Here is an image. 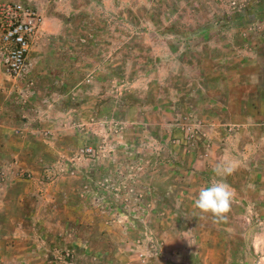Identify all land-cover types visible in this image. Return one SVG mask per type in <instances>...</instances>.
Returning a JSON list of instances; mask_svg holds the SVG:
<instances>
[{
    "label": "rangeland",
    "instance_id": "1",
    "mask_svg": "<svg viewBox=\"0 0 264 264\" xmlns=\"http://www.w3.org/2000/svg\"><path fill=\"white\" fill-rule=\"evenodd\" d=\"M4 3L42 16L27 75L0 77L15 107L38 98L43 128L0 175L15 176L0 235L37 238L5 263L264 264V0ZM34 176L52 211L33 195L20 212ZM216 181L225 219L194 206Z\"/></svg>",
    "mask_w": 264,
    "mask_h": 264
},
{
    "label": "crops",
    "instance_id": "2",
    "mask_svg": "<svg viewBox=\"0 0 264 264\" xmlns=\"http://www.w3.org/2000/svg\"><path fill=\"white\" fill-rule=\"evenodd\" d=\"M35 9L37 10V8ZM41 26L39 27L37 33L40 31ZM34 42L35 40H33L32 45L34 44ZM5 85L6 84L4 79L0 77V168H2V171H0V175L6 174L5 170L7 168L4 166L12 161V157L18 158V167L25 168L28 164H30V158L27 161L26 159L33 155L32 149H30V146L27 145L25 141L28 140L32 135L40 134L43 131V128L39 127L36 122L37 120H35L37 117L42 118L41 114L38 115L36 113L37 111H40L39 108H35L36 104L38 103L36 102L38 98L36 96L33 99L32 97H29V99L33 101L29 102L28 106L23 103L21 107H15V96H12L13 90H7ZM25 96L26 95H24V98H22L25 99ZM32 103H34L35 105H30ZM20 113L25 114L27 115V117H29L28 121L24 123L25 127L28 128L25 133V139L19 132V126L21 122L16 117V115H19ZM14 179L15 176L11 175V183H7V185H0V208L2 211L8 209V200H10L11 195H13V193L11 194V184ZM27 183L28 188L23 194H20L21 197L19 198L20 200H22L21 204H19V206L21 207L20 212L27 213L29 211L25 206V202L29 201L30 196L33 195H36L37 198H40L42 200L48 199L50 203L48 211H52L53 185H49L46 188L43 187L45 188V190H43L36 176H34V178L31 181H28ZM15 184L17 183H14V185ZM41 206L42 205H40V207ZM41 210V208L34 210V213L38 218L37 220H39ZM35 240L37 241V238L35 237L29 238L23 236L22 238L20 236L11 235L4 237L3 235H0V264H6L5 261H14L16 259V256L14 255L15 253L12 251L13 245H26L32 243L31 241Z\"/></svg>",
    "mask_w": 264,
    "mask_h": 264
},
{
    "label": "built area",
    "instance_id": "3",
    "mask_svg": "<svg viewBox=\"0 0 264 264\" xmlns=\"http://www.w3.org/2000/svg\"><path fill=\"white\" fill-rule=\"evenodd\" d=\"M41 24L38 11L29 4L0 5V56L8 75L17 78L27 75V56Z\"/></svg>",
    "mask_w": 264,
    "mask_h": 264
},
{
    "label": "clouds",
    "instance_id": "4",
    "mask_svg": "<svg viewBox=\"0 0 264 264\" xmlns=\"http://www.w3.org/2000/svg\"><path fill=\"white\" fill-rule=\"evenodd\" d=\"M234 171L235 166L230 162L218 163L213 168V172L219 177L231 175ZM232 198L231 186L225 182L216 181L199 189L194 206L202 213L225 219L230 212Z\"/></svg>",
    "mask_w": 264,
    "mask_h": 264
}]
</instances>
